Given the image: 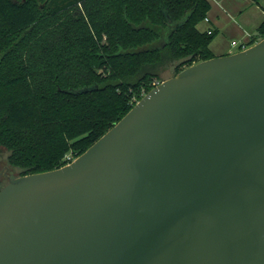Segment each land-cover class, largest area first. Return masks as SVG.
Returning a JSON list of instances; mask_svg holds the SVG:
<instances>
[{"label": "water", "instance_id": "obj_1", "mask_svg": "<svg viewBox=\"0 0 264 264\" xmlns=\"http://www.w3.org/2000/svg\"><path fill=\"white\" fill-rule=\"evenodd\" d=\"M0 264H264V39L165 80L71 164L11 179Z\"/></svg>", "mask_w": 264, "mask_h": 264}, {"label": "trees", "instance_id": "obj_2", "mask_svg": "<svg viewBox=\"0 0 264 264\" xmlns=\"http://www.w3.org/2000/svg\"><path fill=\"white\" fill-rule=\"evenodd\" d=\"M40 3H44L41 7ZM209 0H0V147L61 169L164 82L214 58ZM258 40L264 39V24ZM3 187L0 184V191Z\"/></svg>", "mask_w": 264, "mask_h": 264}, {"label": "crops", "instance_id": "obj_3", "mask_svg": "<svg viewBox=\"0 0 264 264\" xmlns=\"http://www.w3.org/2000/svg\"><path fill=\"white\" fill-rule=\"evenodd\" d=\"M209 22L202 21V33L212 31L215 38L210 44L214 57H224L240 52L232 42L251 44L258 40L264 24V0H209ZM252 47V46H248Z\"/></svg>", "mask_w": 264, "mask_h": 264}, {"label": "rangeland", "instance_id": "obj_4", "mask_svg": "<svg viewBox=\"0 0 264 264\" xmlns=\"http://www.w3.org/2000/svg\"><path fill=\"white\" fill-rule=\"evenodd\" d=\"M40 6L43 7L44 3H40ZM173 77H174V70L172 69L163 76V79L168 80ZM8 156H9V152L5 148L0 147V184L2 187L6 186L11 179L18 177L20 174V170L10 166L8 162Z\"/></svg>", "mask_w": 264, "mask_h": 264}, {"label": "built area", "instance_id": "obj_5", "mask_svg": "<svg viewBox=\"0 0 264 264\" xmlns=\"http://www.w3.org/2000/svg\"><path fill=\"white\" fill-rule=\"evenodd\" d=\"M205 21L209 22V19L206 18ZM212 33H213L212 31H209V32H208V34H212ZM232 47H233V48H236V49H239L240 52H241V51H245V50H247V49L249 48L247 44H241V43L236 42V41L232 42ZM68 161H69V164H71L74 160H71V158L69 157V158H68ZM69 164H68V165H69Z\"/></svg>", "mask_w": 264, "mask_h": 264}]
</instances>
